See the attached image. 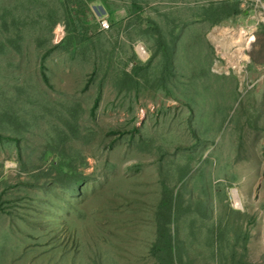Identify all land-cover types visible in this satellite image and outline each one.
Returning a JSON list of instances; mask_svg holds the SVG:
<instances>
[{"label": "rangeland", "instance_id": "374dc122", "mask_svg": "<svg viewBox=\"0 0 264 264\" xmlns=\"http://www.w3.org/2000/svg\"><path fill=\"white\" fill-rule=\"evenodd\" d=\"M82 1L76 28V0H0V264H264V120H242L239 92L231 104L206 35L255 0Z\"/></svg>", "mask_w": 264, "mask_h": 264}, {"label": "built area", "instance_id": "2783aa9c", "mask_svg": "<svg viewBox=\"0 0 264 264\" xmlns=\"http://www.w3.org/2000/svg\"><path fill=\"white\" fill-rule=\"evenodd\" d=\"M252 13L243 22L217 24L207 33V40L214 53L211 72L217 76L235 77L238 82L239 93L243 96L253 90L262 80V78L251 80L249 73L252 62L251 54L257 40V34L260 28L264 27V2L262 0L254 1ZM118 21L119 19H115L114 16L100 18L98 20L99 30L102 32L109 31L112 24ZM63 36V28L59 27L56 43H60ZM133 49L140 62L149 61L151 55L145 44L136 42ZM4 167L15 169V165L10 162H6ZM235 193L237 190L231 189L229 199L232 208L239 209L236 206Z\"/></svg>", "mask_w": 264, "mask_h": 264}, {"label": "trees", "instance_id": "16d2710c", "mask_svg": "<svg viewBox=\"0 0 264 264\" xmlns=\"http://www.w3.org/2000/svg\"><path fill=\"white\" fill-rule=\"evenodd\" d=\"M76 1H77L76 7L72 11L70 10L71 8L67 10V13L69 14V17H70L69 21L72 23V25H74V27H76L77 22H76V19L74 17L75 13L73 14V11L77 10L76 8L81 9L82 13L80 14V18H78V21H82L81 17L84 16L86 9H88L87 2L82 1V0H76ZM63 2L65 3L64 7H68L70 5V2H75V0H63ZM133 8H134L133 11L135 14H138L141 11V8L139 6L134 5ZM240 14H242V10H240L239 4H238L237 7L233 10V12L230 13V15L236 16V15H240ZM84 26L86 27L87 25H84ZM172 36H173V34H172ZM76 37H77V33H75L74 36L71 35V37L68 38V39H70V43H69L70 46H72L74 48L77 46V44L79 42V40L76 39ZM67 40H65V41H67ZM159 41H162V43H159L158 48L160 49L161 46H163L164 57H167L169 59L168 62L171 64L173 62L172 61L173 60V50L175 48L174 40H172L170 43L164 41V38L159 40ZM60 45L61 44H59L57 47H54V49H57ZM61 47H63V44ZM47 53L42 57V62H41L40 68H41V76H42L43 82L45 84L49 85V79H48L47 74H46V66H45V62H44L46 57H48ZM135 57H136V55H135ZM171 66H173V63L171 64ZM134 67H135L134 71H136V70L138 71L140 69L137 66H134ZM98 107H99V98H96L94 103H93V106L91 108V115L95 114ZM2 138H4V137L0 136V139H2ZM52 166H53V169L57 173L58 181L63 182L65 180L66 185H65L64 189L66 191H69L72 194H76V193L80 194L81 193V190H82V187L86 181V178H83L81 175H78V174H76V172H73V170H71L72 168L69 169L70 164H68L66 162L65 158H63L61 156V158H59V161H54Z\"/></svg>", "mask_w": 264, "mask_h": 264}, {"label": "crops", "instance_id": "0c3cea01", "mask_svg": "<svg viewBox=\"0 0 264 264\" xmlns=\"http://www.w3.org/2000/svg\"><path fill=\"white\" fill-rule=\"evenodd\" d=\"M243 7V4H241L240 8ZM249 12L246 10H242L241 16L243 17H237L239 15L235 16V19H226L230 22H243L249 17ZM234 16V15H233ZM226 22V21H225ZM228 22V21H227ZM223 22H213V26L217 24H221ZM260 31L257 34V40L253 47V56L251 54V65L249 68L250 78L251 80H258L259 78H262V80L258 83V85L248 92L245 95V102L242 107V112L240 114H246L247 117L242 116V120H256V122H259V120H264V39L262 38V34H260ZM264 33V32H263ZM207 35V34H206ZM237 82H234L230 89L233 91L232 93V100L231 104H234L233 102L236 100V96L238 95V86ZM259 124V123H258ZM236 130V129H235ZM249 130V128L247 129ZM250 132L246 134H242L244 136H250Z\"/></svg>", "mask_w": 264, "mask_h": 264}, {"label": "bare ground", "instance_id": "6f19581e", "mask_svg": "<svg viewBox=\"0 0 264 264\" xmlns=\"http://www.w3.org/2000/svg\"><path fill=\"white\" fill-rule=\"evenodd\" d=\"M234 197H235V202H236V206H237V208H242V203H241V200H240V198L238 197V194L237 193H235L234 194Z\"/></svg>", "mask_w": 264, "mask_h": 264}]
</instances>
